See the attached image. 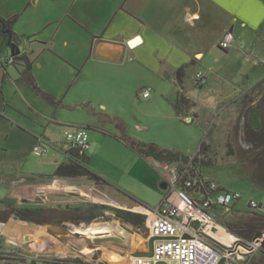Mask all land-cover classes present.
<instances>
[{
  "label": "crops",
  "instance_id": "crops-1",
  "mask_svg": "<svg viewBox=\"0 0 264 264\" xmlns=\"http://www.w3.org/2000/svg\"><path fill=\"white\" fill-rule=\"evenodd\" d=\"M41 1L0 0V15L6 19L17 17L12 32L21 48L19 54L11 53V46L0 26V139L4 141L0 144L2 151H7L13 145L10 138L13 139L16 133H33L27 126L30 115L39 121L47 118L46 106L36 96L40 95L44 100L46 98L36 91L33 83L40 91L52 95L61 106L74 101L73 92L79 89L85 91L96 85L111 86V81L116 76L126 79L129 88L141 85L145 89L144 81L151 82L155 91L159 92L170 90L174 86L177 91L174 96L176 102L186 88L190 92L196 87L203 89L210 75H225L231 71L236 66H233L232 61L240 56L243 62H239V68L243 70L241 75L247 77V82L239 84L232 81L231 91L223 85H209V91L227 92L226 97L221 95L222 101L230 99L229 103H241L243 107L256 105L262 96L259 90L264 85V71L259 78L256 77V82L250 83L253 69L248 68L246 63L250 61L244 55L254 52L264 61V0H65L59 11L54 8L47 15L31 13L29 10L33 6H39ZM53 24L56 26L54 31L51 30ZM228 30L234 32L237 41L233 48L225 51L219 47V43ZM12 56L16 58V62L10 63L8 59ZM211 57H215L214 62L208 60ZM229 63L233 68H230ZM198 73L204 78L199 83ZM190 76L195 78L192 86L188 87ZM149 85L151 84L147 86ZM70 90H73L71 102ZM150 96L143 95L144 98ZM240 114L244 113L240 111ZM194 117H198V114L194 113L193 119ZM36 138L39 142L41 137L36 135ZM59 163L61 162L57 161L56 166ZM54 177L64 190L72 193L78 188L87 189L88 192L84 194H90L94 202L98 200L94 196L92 184L67 182ZM54 179L51 182L36 181L40 182L36 184L30 182V179L27 180L26 176L13 178L9 182L16 186L15 191L0 198V201L13 199L18 205L23 202L37 204L36 194L44 192L51 185H57L53 183ZM162 187L168 189V194L171 193L167 178L162 181ZM70 200L66 204H74ZM117 208L145 214V226L135 227L127 223L133 230L130 231L121 226L119 219H113L99 223L104 230L94 235L88 232L79 237L71 236L83 242L99 235L117 234L120 237L122 243L106 241L111 246L102 248H109L110 254L94 260V264H104L102 259L112 262L114 256L122 257L123 264H135L136 257L132 253L148 251V242L152 237L150 226L154 217L152 210L142 207ZM235 209L247 210L237 207V203ZM1 222L0 228L5 221ZM64 222L82 225L85 221ZM138 234L146 241L144 248H135ZM48 235L54 234L49 232ZM59 237L58 244L69 247L72 255L87 254L86 251L72 248L69 242L63 240L62 235ZM42 243L34 251L33 241H30L25 253L0 257L8 262L10 259L25 262L27 255L32 252L50 250L51 238L43 239ZM42 261L45 263L46 260ZM112 263L119 264L117 260Z\"/></svg>",
  "mask_w": 264,
  "mask_h": 264
},
{
  "label": "rangeland",
  "instance_id": "rangeland-1",
  "mask_svg": "<svg viewBox=\"0 0 264 264\" xmlns=\"http://www.w3.org/2000/svg\"><path fill=\"white\" fill-rule=\"evenodd\" d=\"M63 1L65 0H42L39 6H33L29 11L47 15L54 8L59 11ZM55 28L53 24L51 30L54 31ZM244 56L249 58L250 62L246 63L248 68L253 69L250 81L253 84L257 80L256 77L259 78L264 71V61H261L262 57L254 52H248ZM214 58L208 60L214 62ZM241 61L243 62L240 56L234 59L232 61L233 66L236 65L234 68L229 63L230 68L233 69L228 73L224 72L225 75H210L205 88L196 87L191 92L186 88L181 92L180 94L190 99V106L184 107L180 115L177 114L174 105V96L177 94L174 86H171L170 90L159 92L155 91L151 82L144 81L145 88H152L151 96L144 98L143 86L129 88L126 79L119 76L112 79L111 86L96 85L88 90L79 89L76 92L70 90V102L71 93L75 94L72 93L74 101L68 103L69 105L51 104L37 95L39 101L44 107L46 106L47 118L39 121L30 115L27 126L33 133H21L17 130L18 133L13 135V139L10 138L13 145L7 151L0 149V198L13 194L16 186L9 180L16 177L26 176L27 180L30 179V182L36 184L40 183L36 181L51 182L55 178L57 161L66 162L69 159L67 151L70 145L66 140V133L84 127L88 133L89 146L85 149L88 167L102 176L106 182L96 183L87 177H59L67 182L92 184L94 196L98 199L94 202L90 194H84L88 192L87 189L75 188L76 190L71 193L61 188L62 186L57 184V179H54L53 183L57 185H51L44 192H38L35 198L37 204L29 203L43 208L41 214L43 221L52 218L73 220L71 218L74 217L76 208H87L88 205L93 204L154 210L166 196H169V202L175 204L183 216L191 212L190 207L178 197L175 190L168 194V189L162 187V181L167 177L165 164L160 165L152 159L141 156L120 139L121 136L152 142L161 148L180 151L191 157L200 151L199 147L203 143V154L201 159L200 156L198 158L199 161H203L201 165L203 177L220 184L226 190L240 192L242 197L237 201L239 208L246 209L250 200L264 204V175L251 162L250 154L253 153H247L252 144L247 141V147V144H243L246 140L243 141L239 135L242 104H231L230 99L222 101V97L224 95L226 97L227 92L217 90L212 92L208 87L223 85L231 91L232 81L239 84L246 83L247 77L241 75L243 70L239 68ZM225 62L228 63L226 60ZM194 78L189 77L188 87L192 86ZM194 113L198 114V117L193 119ZM188 117L192 118L187 121ZM36 135L42 138L40 146L41 149H45V154L42 156L34 151V146L38 143ZM3 142L0 139V144ZM68 200L73 201L74 204H66ZM100 211L96 218L89 220L90 226L113 219L118 220L113 210ZM220 213L218 223L221 229H215L211 234H230L231 240H241L253 245V250L246 247L237 250L241 261L253 264L252 258L256 257L260 249V246L254 243L253 230L257 232L262 216L235 208L229 212H224L220 208ZM85 216L86 213L82 212L78 215L80 219H76L75 222H87L88 220H84ZM1 220L5 222L0 228V255L25 253L30 241H33L34 251L45 238H51V244L48 252H32L31 255L28 254L29 252L26 253L28 255L25 262L17 259H10V262L0 259V264H50L56 259H66L70 264H94V260L110 254L109 248L87 250L86 255L74 261L69 251L71 249L65 244H58L59 235L54 234V237L48 235L49 232L42 227L43 222L39 223L38 227L33 222L16 217L3 202H0V225ZM142 232L145 235V230ZM91 235L94 233L92 232ZM208 239L218 247L225 246V243L215 236H209ZM122 259V257H114L112 262L116 260L119 262ZM42 260H46L45 263ZM112 262L109 263L113 264ZM175 264L179 263L175 262Z\"/></svg>",
  "mask_w": 264,
  "mask_h": 264
},
{
  "label": "built area",
  "instance_id": "built-area-1",
  "mask_svg": "<svg viewBox=\"0 0 264 264\" xmlns=\"http://www.w3.org/2000/svg\"><path fill=\"white\" fill-rule=\"evenodd\" d=\"M236 36L233 31L224 33L219 47L228 51L236 44ZM10 63L16 62L15 57L8 59ZM198 83L204 79L201 73L197 75ZM152 88H145L143 95L148 97ZM66 140L70 148H77L80 153L88 148V133L84 127H79L75 132H67ZM40 141L34 146V151L41 156L45 149H41ZM69 148V149H70ZM198 152V151H197ZM197 153L193 155L186 164L185 169L180 171L178 164H165L167 167V184L171 191H176L178 197L190 207L191 212L185 216L180 214L179 208L169 202L166 196L162 205L152 210L154 215L150 226L152 236L159 239L154 244L153 256L136 257L135 264H156L159 261H166L168 264H219L224 258L223 264H247L238 258L237 250L244 247L253 250V245L244 241L235 240L223 247L214 244L209 236L215 229H221L218 217L224 212L232 211L242 195L238 191H230L218 183L205 179H196L188 174V169L195 161ZM201 159V156H200ZM250 211L264 214V204L250 200L248 207ZM212 210V211H211ZM257 244L256 246H258ZM82 255L73 254L72 259L81 258ZM52 264H66L64 261Z\"/></svg>",
  "mask_w": 264,
  "mask_h": 264
},
{
  "label": "trees",
  "instance_id": "trees-1",
  "mask_svg": "<svg viewBox=\"0 0 264 264\" xmlns=\"http://www.w3.org/2000/svg\"><path fill=\"white\" fill-rule=\"evenodd\" d=\"M17 17H13L11 19H6L0 15V26L2 27V30L7 38V41L9 44L16 43V38L14 36V33L12 32V26L15 23ZM33 87L36 89V91L40 94H42L46 100L56 103V100L54 97L50 94H47L45 92H42L38 89L36 84L33 83ZM175 108L178 113V115L181 114L184 107L190 106V99L185 97L184 95H180V97L175 102ZM122 140L130 146L133 150H135L138 154L141 156L148 158V159H154L157 162L160 163H169V164H178L180 166V171H183L185 169L186 164L190 161L191 156H187L183 154L180 151L161 148L155 143H148V142H142L135 138L128 137V136H121ZM204 144L202 143L200 145V151L197 152V156H201L202 153V146ZM69 155V159L66 162H61L56 166V169L54 171V176L57 177H65V178H76V177H87L90 180L95 181L96 183H103L106 182V180L91 170L88 167V157L85 155V152L80 153V151L77 148H70L67 151ZM203 161H199L198 157L195 158V161L192 162L191 167L188 169V174L192 177H195L196 179H203L201 165ZM0 202H3L11 209V213L14 214L16 217L21 218L25 221L35 222V223H41V214L43 212V208L39 207L37 205L32 206L31 202H24L21 205H18L17 202L13 199H4ZM24 204H29L27 206H24ZM35 204V203H34ZM104 210H113L117 217L123 219L124 221L134 224V225H141L145 226L146 221V215L141 213H136L124 209H120L117 207H113L108 204H93L88 205L87 208H81L78 207L75 209L74 214L75 219H80L78 217L79 214L82 212L86 213L85 220L89 222L90 219H94L98 216L99 211ZM100 211V212H101ZM248 212H252L257 215H264L257 213L255 211L245 210ZM253 235H256V230H253ZM252 235V237H253ZM0 259H5L4 257H0ZM75 260V259H72ZM58 261H64L66 264H70V261L66 259H56L55 262ZM253 264H264V250L260 247L256 257L252 258ZM248 264V263H247Z\"/></svg>",
  "mask_w": 264,
  "mask_h": 264
},
{
  "label": "flooded vegetation",
  "instance_id": "flooded-vegetation-1",
  "mask_svg": "<svg viewBox=\"0 0 264 264\" xmlns=\"http://www.w3.org/2000/svg\"><path fill=\"white\" fill-rule=\"evenodd\" d=\"M259 94H262L260 99L258 100L257 104L251 107H246L242 105L240 111L244 114H240V127H239V135L240 138H244L246 141H249L252 145L249 147V152L253 153L250 154L251 162L255 164V166L259 169V171L264 175V85L260 87ZM257 118L259 119V126L257 127ZM244 120V123H242ZM256 148V149H255ZM255 151V153H254ZM264 179V178H263ZM77 214V212L75 213ZM121 223L127 224L128 222L124 221L123 219L117 217ZM71 219L75 222V217ZM85 220V219H84ZM83 220V221H84ZM64 221H70L67 219H60V218H52L46 219L43 221L41 219V223H63ZM35 223V222H33ZM79 223V222H77ZM37 226L39 223H35ZM131 224V223H130ZM134 225V224H132ZM135 227L141 225H134ZM257 232L264 231V215L260 220L259 225L257 226ZM82 233L80 232H71V236L79 237ZM102 249V248H101ZM99 249V250H101Z\"/></svg>",
  "mask_w": 264,
  "mask_h": 264
},
{
  "label": "water",
  "instance_id": "water-1",
  "mask_svg": "<svg viewBox=\"0 0 264 264\" xmlns=\"http://www.w3.org/2000/svg\"><path fill=\"white\" fill-rule=\"evenodd\" d=\"M11 53L19 54L21 52L20 45L18 43L10 44ZM257 127L259 126V119L257 118ZM82 225L89 227L90 223L84 222ZM121 226L126 230H132L127 224L121 223ZM42 227L52 234L62 235L63 240L69 242L72 248L77 251H87V250H99L104 247H110L106 241H114L122 243L119 236H94L93 238H88L87 241H78L71 237V232H76V228H81V224H76L73 222H63V223H44ZM141 227V226H140ZM133 231V230H132ZM159 239L158 236H152L148 242V251L133 252L132 255L135 257H147L153 256L154 254V244L155 241ZM254 243L259 244V246L264 250V231L257 232L254 237ZM225 259L223 258L219 264H223ZM104 264H111L109 261L104 259ZM156 264H168L166 261H159Z\"/></svg>",
  "mask_w": 264,
  "mask_h": 264
},
{
  "label": "bare ground",
  "instance_id": "bare-ground-1",
  "mask_svg": "<svg viewBox=\"0 0 264 264\" xmlns=\"http://www.w3.org/2000/svg\"><path fill=\"white\" fill-rule=\"evenodd\" d=\"M103 230H104V228L101 227L99 224H93L89 227H85L84 225H81V228H76L75 231L81 232V233H88V232L92 233L93 232L94 234H96V233L103 231ZM212 235H214L218 240L222 241L225 244H229V243L235 241V240H231L230 234H226V233L221 234L220 233L218 235L217 234H212ZM145 242H146L145 239L141 235L138 234L135 238V248H144ZM121 261L122 260H120L118 263L123 264Z\"/></svg>",
  "mask_w": 264,
  "mask_h": 264
}]
</instances>
